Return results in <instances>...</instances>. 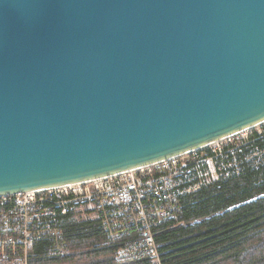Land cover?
Wrapping results in <instances>:
<instances>
[{
  "label": "water",
  "instance_id": "95a60500",
  "mask_svg": "<svg viewBox=\"0 0 264 264\" xmlns=\"http://www.w3.org/2000/svg\"><path fill=\"white\" fill-rule=\"evenodd\" d=\"M264 123V0H0V194Z\"/></svg>",
  "mask_w": 264,
  "mask_h": 264
},
{
  "label": "built area",
  "instance_id": "2783aa9c",
  "mask_svg": "<svg viewBox=\"0 0 264 264\" xmlns=\"http://www.w3.org/2000/svg\"><path fill=\"white\" fill-rule=\"evenodd\" d=\"M257 128V129H255ZM264 123L183 155L81 183L0 194V264H30L42 252L69 253L65 221L96 220L114 261L162 264L156 231L180 224L183 196L257 166ZM40 250H36L40 247ZM39 252V253H37Z\"/></svg>",
  "mask_w": 264,
  "mask_h": 264
},
{
  "label": "trees",
  "instance_id": "16d2710c",
  "mask_svg": "<svg viewBox=\"0 0 264 264\" xmlns=\"http://www.w3.org/2000/svg\"><path fill=\"white\" fill-rule=\"evenodd\" d=\"M254 146L264 148V141ZM179 204L180 224H166L155 234L162 264H264V158L257 166L246 164L239 176L183 196ZM62 232L69 253L37 252L30 264H119L116 246L106 243L96 220L65 221Z\"/></svg>",
  "mask_w": 264,
  "mask_h": 264
},
{
  "label": "rangeland",
  "instance_id": "374dc122",
  "mask_svg": "<svg viewBox=\"0 0 264 264\" xmlns=\"http://www.w3.org/2000/svg\"><path fill=\"white\" fill-rule=\"evenodd\" d=\"M255 129H257V128H255ZM75 221L80 222V221H83V219L82 218H77V219H75Z\"/></svg>",
  "mask_w": 264,
  "mask_h": 264
}]
</instances>
